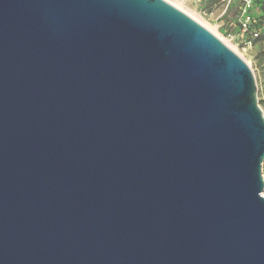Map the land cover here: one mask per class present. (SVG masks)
I'll return each instance as SVG.
<instances>
[{
	"label": "water",
	"instance_id": "obj_1",
	"mask_svg": "<svg viewBox=\"0 0 264 264\" xmlns=\"http://www.w3.org/2000/svg\"><path fill=\"white\" fill-rule=\"evenodd\" d=\"M248 65L164 0H0V264H264Z\"/></svg>",
	"mask_w": 264,
	"mask_h": 264
},
{
	"label": "rangeland",
	"instance_id": "obj_2",
	"mask_svg": "<svg viewBox=\"0 0 264 264\" xmlns=\"http://www.w3.org/2000/svg\"><path fill=\"white\" fill-rule=\"evenodd\" d=\"M164 1L207 29L248 65L255 80L258 104L264 114V20L260 6L263 0ZM243 10L260 19L257 37L250 39L240 31L239 19ZM248 40L250 44L246 43ZM262 176L264 179V161Z\"/></svg>",
	"mask_w": 264,
	"mask_h": 264
},
{
	"label": "built area",
	"instance_id": "obj_3",
	"mask_svg": "<svg viewBox=\"0 0 264 264\" xmlns=\"http://www.w3.org/2000/svg\"><path fill=\"white\" fill-rule=\"evenodd\" d=\"M256 23L257 21L252 15L248 14L245 10L242 11L239 19V29L242 34L249 35L250 39L257 37L258 29L255 28ZM246 43L250 44V40Z\"/></svg>",
	"mask_w": 264,
	"mask_h": 264
},
{
	"label": "trees",
	"instance_id": "obj_4",
	"mask_svg": "<svg viewBox=\"0 0 264 264\" xmlns=\"http://www.w3.org/2000/svg\"><path fill=\"white\" fill-rule=\"evenodd\" d=\"M260 6H261V10H262V13H263V20H264V0H263V2L260 4ZM256 21H257V23H256L255 28L259 29V21H260V19L257 18Z\"/></svg>",
	"mask_w": 264,
	"mask_h": 264
}]
</instances>
